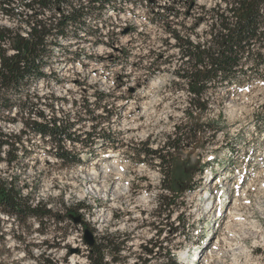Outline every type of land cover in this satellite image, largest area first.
<instances>
[{
	"label": "rangeland",
	"instance_id": "obj_1",
	"mask_svg": "<svg viewBox=\"0 0 264 264\" xmlns=\"http://www.w3.org/2000/svg\"><path fill=\"white\" fill-rule=\"evenodd\" d=\"M116 1L114 8L89 15L84 26L68 27L66 38L50 46L48 67L43 69L47 77L30 81L24 92L30 102L39 98L37 108L58 120L77 122L84 105L97 118L105 115L101 108H109L112 117L93 125L116 147L97 135L88 140L85 134L92 124L85 119L72 130L81 142L65 143L82 164L64 167L47 154L49 144L30 134L23 137L19 159L10 167L1 163L0 177L13 179L29 205L41 202L54 212L82 206L74 215L80 221L39 224L27 218L20 223L0 213V264H41L42 256L55 264H88L85 230L95 240L117 234L121 242L126 236L120 254L126 264L139 256L152 257L147 264H159L166 250L177 264H264V68L254 65L245 66L233 82L208 85L202 97L207 110L192 116L205 132L183 141L172 155L170 185L178 198L167 224L180 221L184 226L171 235L164 227L158 240L167 236L166 250L154 249L158 256L140 250L153 235L148 223L161 194L162 176L141 162L136 151L144 143L152 150L162 146L174 127L187 119L183 112L193 98L187 82L175 75L185 69L186 59L173 47L168 30L189 33L193 42L207 47L208 24L200 22L192 32L190 28L198 16L225 6L222 0ZM26 2L15 3L11 19L0 13V27L18 28L26 36L31 28L22 16ZM86 2L78 1L84 6ZM157 12L164 20L156 17ZM149 52L163 53L160 69L151 70L154 56ZM98 94L106 95V100L99 101ZM51 103L52 112L47 108ZM4 116L15 119L13 113ZM20 126L0 120L6 135H17ZM106 166L111 172L97 184L107 182V196L88 194V171L95 168L101 173ZM118 171L124 177L121 182L115 176ZM199 179L198 188L189 193L187 187Z\"/></svg>",
	"mask_w": 264,
	"mask_h": 264
},
{
	"label": "trees",
	"instance_id": "obj_2",
	"mask_svg": "<svg viewBox=\"0 0 264 264\" xmlns=\"http://www.w3.org/2000/svg\"><path fill=\"white\" fill-rule=\"evenodd\" d=\"M17 1L0 0L1 15L11 19ZM114 2L116 0H87L84 6L78 1L75 5V2L70 0H27L22 12L25 22L31 24L27 37L22 36L18 28L0 27V120L4 124L21 123L17 135H6L0 130V164L4 163L6 167H10L19 159L17 152L22 150V139L26 134L38 137L43 144H49L51 148L47 150V154L60 165L73 167L82 164L80 156L69 152L65 143L74 145L81 142L80 136L72 130L76 123L84 122L85 119L92 124L91 131L85 134L88 140L97 135L102 137L105 144H110L112 147L116 145L105 132L101 136L96 133V126L93 125V122L98 125V119L103 122L112 117L105 107L103 108L105 115L97 118L93 114V109L84 105L77 115V122H69L58 120L53 114L48 117L37 108L39 98L33 103L24 94L30 81L44 80L47 77L43 69L48 67L51 44L56 43V39L66 38L68 27H82L89 15L101 13L106 7L114 8ZM223 2L224 9H212L203 18L199 17L190 28L192 32L200 22L208 24L205 42L207 47L193 42L189 33L177 29L168 30L169 37L174 42L173 47L177 49L183 60L186 59L183 64L185 69L178 70L175 75L187 82V89L193 98L189 107L183 112L187 119L181 125L174 127L173 133L166 137L162 146L152 150L144 143L143 149L136 151V155L143 157L141 162L158 169L162 176L161 194L157 195L156 208L151 214L152 222L148 223L153 235L139 246L147 256L153 254L158 256L154 249L159 253L166 250L163 244L167 242L165 239L167 236L162 241L158 240L164 227L169 228L166 234L171 235L184 226L182 224L180 226V221L176 226L167 224L174 212V201L178 198L175 197L170 185L172 155L182 148L183 141L189 140L192 135L205 132L203 131L205 127L195 122L192 116L196 112L204 113L207 110V104L202 97L207 92L208 85L233 82L238 78L237 74L247 65L264 68V0H223ZM153 6L154 4L150 5L151 9ZM46 14L48 19H44ZM155 15L164 20L158 12ZM163 20L158 21H162V25H169V22ZM7 51H12V54L7 55ZM149 53L154 56L150 64L151 70L160 69L163 53ZM11 96H17L18 99L14 102ZM105 98V95L99 94V101ZM53 106V104L47 105L48 111L52 112ZM12 113L15 119L4 116ZM200 183L199 179L192 186H188V192L192 193ZM81 207L64 206V212H54L41 202H37L34 206L29 205L28 200L22 198L17 191L13 179L7 182L0 177V213L14 221L16 219L23 223L27 218L36 219L39 224H44V221L54 223L64 220L73 221L74 215H78ZM179 217L176 216V219ZM122 238L120 242L121 237L117 234H106L95 240L87 250L88 264H126L124 263L126 257L120 254L125 249L127 238L126 236ZM47 247L53 248L54 245ZM142 257L144 256H139L133 264H147L152 258ZM40 259L41 264H55L48 256H42ZM159 264L177 263L166 250L163 261Z\"/></svg>",
	"mask_w": 264,
	"mask_h": 264
},
{
	"label": "bare ground",
	"instance_id": "obj_3",
	"mask_svg": "<svg viewBox=\"0 0 264 264\" xmlns=\"http://www.w3.org/2000/svg\"><path fill=\"white\" fill-rule=\"evenodd\" d=\"M87 1V0H86ZM118 2V1H116ZM87 3V2H86ZM67 44V43H66ZM87 49V48H86ZM92 58V57H91ZM74 65V64H73ZM87 67V66H86ZM80 68V67H79ZM182 81V80H181ZM92 85V84H91ZM109 86V85H108ZM94 112V111H93ZM116 162V161H115ZM117 167V166H116ZM117 170V169H116ZM88 176H89V179H88V183L90 184V191L88 194H94L96 196H99L100 194L103 195V198H105L107 196V182L106 181H102L101 182V187L98 186V179H100V177L103 175L105 176L106 174H108V172H111L109 170V168L106 166L103 168V170L101 171V173L98 172V170H96L95 168H91L89 171H88ZM115 172V171H114ZM115 176H117V179L122 180L124 177L122 175V172L121 171H118V173L115 174ZM105 178V177H103ZM121 182V181H120ZM87 183V184H88ZM115 190H119V186L117 185L116 186V189ZM118 193V192H117ZM206 193V192H204ZM110 194V193H109ZM112 194V193H111ZM119 194H120V191H119ZM203 195V194H202ZM201 196V195H200ZM118 197V195H117ZM232 218V217H231Z\"/></svg>",
	"mask_w": 264,
	"mask_h": 264
},
{
	"label": "water",
	"instance_id": "obj_4",
	"mask_svg": "<svg viewBox=\"0 0 264 264\" xmlns=\"http://www.w3.org/2000/svg\"><path fill=\"white\" fill-rule=\"evenodd\" d=\"M73 221L76 223V222L80 221V219L79 218H74ZM84 241H85V244L88 247H91L93 245V243H94L93 235L88 230L84 231Z\"/></svg>",
	"mask_w": 264,
	"mask_h": 264
},
{
	"label": "built area",
	"instance_id": "obj_5",
	"mask_svg": "<svg viewBox=\"0 0 264 264\" xmlns=\"http://www.w3.org/2000/svg\"><path fill=\"white\" fill-rule=\"evenodd\" d=\"M77 1H79V0H76V2ZM81 1V0H80ZM139 1H141V0H139ZM223 1V0H222ZM186 4V3H185ZM224 6H225V3H224ZM218 9H224V8H220V7H218ZM217 10V9H216ZM198 18H199V16H198ZM208 30V29H207ZM24 37H27V35L26 36H24ZM102 44H104L103 42H102ZM104 95V94H103ZM106 96V95H105ZM98 97H99V94H98ZM106 98H107V96H106ZM106 98L102 101V102H104L105 100H106ZM101 108V107H100ZM102 109V111H103V108H101ZM105 109H107V110H109L110 111V109L109 108H107V107H105ZM104 112V111H103ZM147 257V256H146Z\"/></svg>",
	"mask_w": 264,
	"mask_h": 264
}]
</instances>
